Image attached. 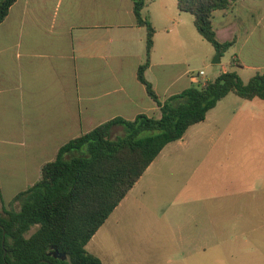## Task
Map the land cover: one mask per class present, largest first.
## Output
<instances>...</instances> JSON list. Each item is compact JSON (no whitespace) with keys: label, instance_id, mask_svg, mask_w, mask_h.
Masks as SVG:
<instances>
[{"label":"crops","instance_id":"obj_1","mask_svg":"<svg viewBox=\"0 0 264 264\" xmlns=\"http://www.w3.org/2000/svg\"><path fill=\"white\" fill-rule=\"evenodd\" d=\"M144 14L156 29L145 75L163 103L202 82L194 68L204 63L205 39L177 0H147ZM213 24L219 42L234 41L231 72L245 83L264 74V0H241L215 11ZM146 38L133 0H18L13 5L0 25V197L12 188V201L32 187L44 164L81 134L115 118L160 115V106L138 80ZM227 71L222 68L216 76ZM263 103L231 93L204 122L167 145L158 158L178 164V196L160 211L145 201V189L155 184L157 158L88 243V252L103 264H122L107 248L111 229L122 228L112 233L117 251L130 250L135 259L138 248L128 228L154 238L164 225L166 234L178 230L187 257L193 252H185L186 232L195 243L211 236L213 246L221 243L219 227L264 220ZM195 247L194 252L203 249Z\"/></svg>","mask_w":264,"mask_h":264},{"label":"trees","instance_id":"obj_2","mask_svg":"<svg viewBox=\"0 0 264 264\" xmlns=\"http://www.w3.org/2000/svg\"><path fill=\"white\" fill-rule=\"evenodd\" d=\"M17 1L0 0V25ZM177 1L179 10L194 17L200 35L223 57L234 41L219 42L214 12L230 9L241 0ZM146 5L147 0H133L137 23L147 31L146 60L138 80L160 106V115L115 118L63 145L56 158L42 167L41 179L0 212V264H103L88 252V243L165 147L204 122L231 93L264 101V74L257 73L245 83L236 72H224L162 103L145 75L156 35L144 14ZM119 127L123 133L115 136ZM55 248L67 258H56Z\"/></svg>","mask_w":264,"mask_h":264},{"label":"rangeland","instance_id":"obj_3","mask_svg":"<svg viewBox=\"0 0 264 264\" xmlns=\"http://www.w3.org/2000/svg\"><path fill=\"white\" fill-rule=\"evenodd\" d=\"M204 44V63H198L194 68L196 74L203 72V75L197 77H200L202 82H198L196 85L215 80L217 73H220L222 68H227V72H231L236 68L232 62L234 55L232 47L223 55L222 63L214 64L218 52L208 41L205 40ZM206 62H210L209 67L206 66ZM122 133L123 130L120 127L115 130V136L122 135ZM157 160L158 163L154 168L155 174L153 177L155 184L150 183L149 189H145L146 195L144 197L151 207L156 211H160L178 196L180 175L178 164L164 163L163 157ZM240 165L241 171L244 173L243 164ZM13 191L10 188L0 197L1 213L4 207L8 209V203L14 197ZM1 198L5 204H3ZM14 208H19V204L15 205ZM175 212L178 215L176 210L171 211V213ZM118 230L122 231V228L111 229L107 248L114 257L121 259L122 264H132V262L133 264H264V220L262 218H258L251 226L236 224L226 228L219 227L221 243L217 244L214 241L215 245L213 246L209 243L212 239L211 236H203L195 243L192 242L189 233L186 232L188 236L185 238V243L188 250H185V252H193L187 257L180 251L181 244L178 230L175 234L173 232L172 235L166 234L164 225H160L155 229L154 238H152L151 233L146 236L144 234L137 235L133 228H128L130 233L134 231V236L130 234V241H133L134 247L138 248V258L131 259L129 254L132 251H117V242L114 240L112 233ZM195 245L201 246L203 249L194 252Z\"/></svg>","mask_w":264,"mask_h":264},{"label":"water","instance_id":"obj_4","mask_svg":"<svg viewBox=\"0 0 264 264\" xmlns=\"http://www.w3.org/2000/svg\"><path fill=\"white\" fill-rule=\"evenodd\" d=\"M214 64H220L221 63V54L220 53H217V56H216V58H215V60H214V62H213ZM54 256L56 257V258H59V259H66L67 258V256L66 255H64V254H59V252H58V250L55 248V251H54Z\"/></svg>","mask_w":264,"mask_h":264},{"label":"built area","instance_id":"obj_5","mask_svg":"<svg viewBox=\"0 0 264 264\" xmlns=\"http://www.w3.org/2000/svg\"><path fill=\"white\" fill-rule=\"evenodd\" d=\"M200 75H203V72L199 73V76H200Z\"/></svg>","mask_w":264,"mask_h":264}]
</instances>
